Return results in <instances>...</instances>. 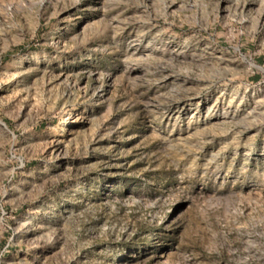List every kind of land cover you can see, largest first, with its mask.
Masks as SVG:
<instances>
[{
  "label": "rangeland",
  "instance_id": "rangeland-1",
  "mask_svg": "<svg viewBox=\"0 0 264 264\" xmlns=\"http://www.w3.org/2000/svg\"><path fill=\"white\" fill-rule=\"evenodd\" d=\"M0 264H264V0H0Z\"/></svg>",
  "mask_w": 264,
  "mask_h": 264
}]
</instances>
